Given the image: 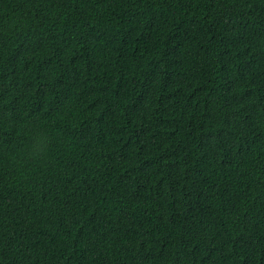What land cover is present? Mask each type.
<instances>
[{"label": "trees", "instance_id": "trees-1", "mask_svg": "<svg viewBox=\"0 0 264 264\" xmlns=\"http://www.w3.org/2000/svg\"><path fill=\"white\" fill-rule=\"evenodd\" d=\"M0 264H264V0H0Z\"/></svg>", "mask_w": 264, "mask_h": 264}]
</instances>
